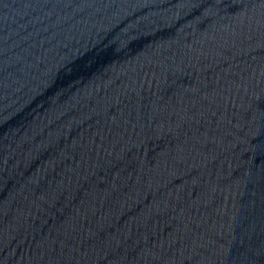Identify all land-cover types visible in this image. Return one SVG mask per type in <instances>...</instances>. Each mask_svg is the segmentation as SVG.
<instances>
[{
    "label": "water",
    "instance_id": "water-1",
    "mask_svg": "<svg viewBox=\"0 0 264 264\" xmlns=\"http://www.w3.org/2000/svg\"><path fill=\"white\" fill-rule=\"evenodd\" d=\"M0 264H264V0H0Z\"/></svg>",
    "mask_w": 264,
    "mask_h": 264
}]
</instances>
